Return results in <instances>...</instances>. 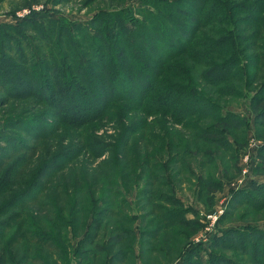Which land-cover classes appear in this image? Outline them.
Listing matches in <instances>:
<instances>
[{
    "label": "trees",
    "instance_id": "trees-1",
    "mask_svg": "<svg viewBox=\"0 0 264 264\" xmlns=\"http://www.w3.org/2000/svg\"><path fill=\"white\" fill-rule=\"evenodd\" d=\"M142 6L136 10L126 7L99 12L84 23L55 17L47 9L32 10L22 18L0 23V89L6 92L0 101L33 97L40 101L38 104L48 107L43 113L52 118L42 124L43 116L39 114H19L10 124L2 125L0 142L26 144L19 134L2 133L5 128H16L35 139L44 138L42 133L47 127H81L107 116L112 103H120L126 104L128 111L143 109L149 114H162L177 125L193 123L198 134L193 137L195 140L188 138L187 145H194L195 151L203 153V163L213 169L217 165L215 154L227 151L231 157L237 156L240 143L234 131L240 128L245 139L247 122L238 113L226 110L215 100L216 96L206 91L214 93L210 87L217 86L214 88L220 96H241L243 90L247 91L259 80L261 87L252 96L251 104L264 102V0H143ZM18 83L26 87L21 88ZM257 116L255 121L258 118L264 121V105ZM192 119L210 123L201 126ZM171 140L173 151L180 150L178 154L188 159L174 157L175 162L189 170L194 154L184 149L181 142L176 144L177 139ZM208 145L215 148L209 150ZM26 146L27 149L21 150L26 154L19 151L18 157L17 150L0 145V168L3 162L9 163L0 175V264H57L49 262L41 250L57 256L66 253L61 242H70L67 222L73 218L70 222L75 233L77 213L84 204L93 205L95 200L73 196L64 205L57 200L50 203V198L43 201L41 195L46 185L41 183L32 188L34 197L28 193L30 188L13 190L21 177L20 170L15 171L30 151L31 146ZM134 150V160L139 159L143 165L148 161L157 163L148 151ZM207 173L203 188H217L220 182ZM34 182L37 183L36 178ZM145 184L162 187L151 191L167 204V208L153 205L165 228L191 227L193 222L187 219L184 208H170L182 203L173 194L164 192L168 184L163 176L150 177ZM142 190L147 192L148 188ZM252 193H256V198ZM233 196L236 204L259 210L264 207V182L254 181ZM35 203L45 205L53 221L40 220L42 214L33 213V209L25 211L26 206ZM70 209L68 218L65 215ZM160 227L163 224L154 230L140 229L141 236L155 239ZM101 229V220L90 222L80 244L91 247L75 250L82 260L87 259L89 264L108 247L118 250L105 264H114L113 261L124 264L121 261L126 254L133 257V244L125 241L136 235L134 229L119 227L117 232L113 229L108 244L103 246L96 242ZM19 244L27 247L22 260L18 259ZM209 248L208 257L203 260L193 247L185 257V264H239L223 249L236 252L249 264H264V227L244 224L219 229Z\"/></svg>",
    "mask_w": 264,
    "mask_h": 264
},
{
    "label": "rangeland",
    "instance_id": "rangeland-1",
    "mask_svg": "<svg viewBox=\"0 0 264 264\" xmlns=\"http://www.w3.org/2000/svg\"><path fill=\"white\" fill-rule=\"evenodd\" d=\"M142 2L143 0H0V23L22 18L32 10L44 9L49 10L55 17L62 16L84 23L99 12L117 11L126 7L136 10L137 7H143ZM262 70L263 73L264 68ZM261 83L258 80L250 89L243 90L241 96H220L214 88L217 86L210 87L214 93L205 90L211 93L212 97L216 96L215 100L226 110L243 116L248 125L245 139L239 131L240 128L234 131L240 143L237 156L231 157L227 151L215 154L217 165L214 169L209 164L203 163V153L195 151L194 145L190 147L187 145L186 140L188 138L195 140L193 137L198 134L193 128V123L184 122L182 125H177L162 114H149L143 109L128 111L125 103V106L112 103L113 108L107 116L81 127L65 125L57 129L47 127L42 133V136H46L44 138L35 139L34 136L31 137L16 128L2 129V133L21 135L24 143L31 146L27 156L21 159L15 171L16 173L20 170L21 177L19 176L20 179L13 190L22 191L30 188L28 193L34 197L36 193L32 188H37L41 183L42 186L46 185L41 195L43 201L50 198V203L57 200L64 205L73 196L77 199L95 200L93 205L84 204L82 210L77 213L75 233H73V222H70L73 218L67 222L66 233L70 244L61 242L67 252H61L60 256H57L47 250H41V254L52 263L55 261L60 264L64 260L62 264H87V259L82 260L75 250L82 251L91 247L80 243L93 219L102 222V229L96 239V242L102 246L108 244V235L113 229L116 232L119 227H131L135 230L134 237L132 235L128 240L125 239V244H133L134 251L132 258L127 256L129 254L124 256V260L121 261L124 264H167L171 260L172 264H185V257L193 247L197 249L199 256L206 260L211 240L219 229L221 231L227 227L244 224H259L264 227V207L255 210L245 204L238 205L233 196L235 191L248 188L254 181L264 182V167H262L264 149L259 150L264 143V124H260L264 121L259 118L255 121L264 102L259 105L251 104L252 96L261 87ZM19 86L24 88L26 84L21 83ZM5 96L6 92L0 89V99ZM6 101H0V128L5 122L7 125L10 121L13 122V118L19 114H39L43 116L42 124L52 121L49 115L43 113L48 107L38 104L40 101L33 97L19 100L10 98ZM192 120L201 126L210 123V121ZM217 126L225 127V125ZM172 138L177 139L176 144L178 141L181 142L184 149L194 154L195 160L190 163L189 170L182 169L181 164L175 162L174 157L184 161L188 159L185 155L178 154L180 150L173 151ZM26 144L20 146L17 143L0 142V145L8 150L13 148L17 150L15 152L18 157L26 154V151H21L23 148L27 149V146L24 147ZM208 146L209 150L215 148L212 145ZM232 147L235 149L236 145L232 144ZM135 148L141 152L148 151V155L151 153L157 163L148 161L143 165L139 159L134 160ZM19 151L23 153L19 155ZM8 165L6 161L2 163L0 175ZM142 171L146 173L143 174ZM207 172L220 182L217 188H203V182L209 175ZM157 174L163 176L168 184L164 186V192L173 194L181 200L180 206L172 204L170 208H184L187 219L193 222L191 227L188 225L181 228L176 225L168 230L159 215H156L157 210L153 205L157 203L163 207L167 204L160 202L158 196L153 195L151 190H159L162 187L159 184L147 187L145 181ZM35 178L37 183L34 182ZM143 188H148L147 192L143 191ZM252 194V197L256 196V193ZM42 207L35 203L26 206L25 211L27 208L33 209V213L42 214L39 216L40 220L53 221L52 216L47 212V207L45 208V205ZM65 216L71 217V209ZM162 224V228L160 227L158 231L156 229L155 239L147 238L143 234L141 236L140 229L154 230ZM182 231H184L183 235L180 234ZM8 232L7 230L6 233ZM19 248L18 259L22 260L26 252V244H19ZM117 248L113 250L108 247L106 252L94 258L89 264H105L106 259L117 252ZM34 249L35 246L30 249V255ZM141 249L143 253L140 252ZM223 252L236 259L239 264H249L241 260V255L236 252L227 249H223ZM113 262L117 264L120 261Z\"/></svg>",
    "mask_w": 264,
    "mask_h": 264
}]
</instances>
